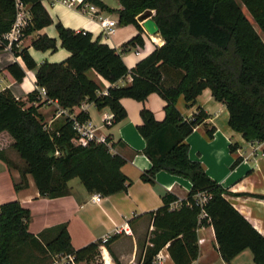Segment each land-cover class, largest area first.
Returning <instances> with one entry per match:
<instances>
[{"label":"trees","instance_id":"trees-1","mask_svg":"<svg viewBox=\"0 0 264 264\" xmlns=\"http://www.w3.org/2000/svg\"><path fill=\"white\" fill-rule=\"evenodd\" d=\"M24 1L32 13L24 36L53 23L43 0ZM119 1V22L134 24L140 30L124 48L144 44V29L137 17L148 10L153 11L165 41L133 68L126 65L121 52L94 39L91 32L76 31L62 23L56 25L61 45L71 53L65 61L38 65L27 49L19 50L15 42L11 49L22 56L27 68L37 69V85L45 87L47 97L63 108L89 100L97 108L109 107L114 123H119L127 117L123 97L145 101L151 93H158L166 100L162 121L148 108L141 111L139 131L152 162L141 179L153 184L156 173L166 170L190 179L192 188L179 207L171 206L178 197L166 193L163 205L149 213L154 230L140 264H159L155 258L165 246L175 264H192L200 252L198 229L208 224L214 227L218 249L226 261L250 249L254 261L264 264V235L226 198L227 190L207 174L202 163L189 157L186 138L197 125L207 126V112L200 108L184 119L177 107L181 95L195 103L198 95L210 88L214 97L227 105L229 125L247 141L264 142V40L256 28L264 32V0ZM16 13L15 0H0V50L9 46L4 35L10 31ZM33 46L42 51L56 50L57 42L44 34L33 41ZM91 69L113 84L129 74L132 81L110 87L104 94L100 84L87 75ZM7 70L18 82L26 76L18 62ZM170 70L178 77L173 82L167 79ZM28 101L32 104L17 99L9 88L0 90V133L7 131L12 136L14 149L25 161L16 190L28 185V174L40 194L50 198L70 194L69 181L74 178H79L88 191L102 195L127 190L132 181L121 169L125 158L111 152L108 138L106 142L77 145L73 119L65 117L48 129L38 110L44 103L36 105L41 101L38 89L28 95ZM76 117L84 122L89 115L81 112ZM206 130L212 137L215 128L207 126ZM200 194L207 197L205 202L199 201ZM30 219V209L19 200L0 205V264H53L57 255H71L76 263L89 264L100 257L101 241L76 249L67 224L35 235L29 231ZM104 254L109 256L106 249Z\"/></svg>","mask_w":264,"mask_h":264},{"label":"crops","instance_id":"crops-1","mask_svg":"<svg viewBox=\"0 0 264 264\" xmlns=\"http://www.w3.org/2000/svg\"><path fill=\"white\" fill-rule=\"evenodd\" d=\"M87 1L99 7V16L118 21L112 34H106L100 19H95L79 8L69 6L62 0H43L42 3L53 18V23L24 36L18 49H27L38 65L65 61L71 53L61 45L56 26L58 23L76 31L91 32L94 39H99L121 52L129 68L135 67L140 60L164 44L165 41L159 32L149 34L138 20L144 29L141 33L144 44L141 49L139 46L124 48L125 43L139 34L140 30L134 24L119 22L118 10L122 8L120 1L98 0L106 4L107 8L93 0ZM151 12L153 14V11ZM256 28L264 40V32L258 26ZM44 34L56 40V50L42 51L33 46V41ZM13 62H18L26 70V76L20 82L7 70ZM36 72V68H27L22 56L16 55L10 46L0 50V90L9 88L17 99L30 105L32 103L28 101V95L38 87ZM87 75L99 83L104 91L113 86L127 85L132 81V75L129 74L113 84L94 69L89 70ZM177 78L176 72L170 70L167 79L173 82ZM121 103L127 111V117L112 125L105 122L106 116L113 115L109 107L100 109L94 102L85 100L80 105L67 109L76 115L81 112L88 114V120L97 128V133L110 140L111 152L125 158L121 169L132 181L126 191L111 195L101 194V200L95 202L92 197L98 192L88 191L79 178H74L69 181L70 194L50 198L40 194L31 174L27 175L28 185L16 190L15 183L21 181V170L25 163L13 147L12 136L3 131L0 133V205L19 200L29 208V231L35 235L46 228L65 223L76 249L101 241L104 264H140L154 230L149 213L163 205L162 197L166 193L178 197V201L171 206L179 207L181 201L187 198L192 182L166 170L156 173L153 184L141 179L142 173L152 166L145 153L146 140L139 131V126L143 123L141 111L148 108L157 120L162 121L165 118L167 102L158 93H151L145 101L123 97ZM59 106L58 101L54 100L38 109L44 117V122H51L52 127L65 118V115H56ZM177 107L184 119L192 117L200 108L207 112L205 123L208 127L215 128L214 134L212 137L207 134L205 124L197 125L186 138L189 157L202 163L207 174L227 190L226 198L264 235V142L247 141L241 132L234 130L229 125L230 112L227 105L218 101L210 88H205L195 103L187 102L184 95H181ZM201 195L202 198L205 196ZM118 229L121 231L118 232ZM107 236L108 245L105 244L107 241H103ZM198 238L200 252L192 264H257L250 249H245L232 260L226 261L218 249L212 224L200 227ZM105 249L110 257L104 254ZM155 260L159 264H175L167 246L159 252Z\"/></svg>","mask_w":264,"mask_h":264},{"label":"built area","instance_id":"built-area-1","mask_svg":"<svg viewBox=\"0 0 264 264\" xmlns=\"http://www.w3.org/2000/svg\"><path fill=\"white\" fill-rule=\"evenodd\" d=\"M65 4L69 6H73L76 8H79L83 10L84 12L90 14L95 19H100L101 26L103 30L106 32V34L110 35L115 31L116 26L118 25V21L114 19H108L103 18L102 16L98 15L99 7L91 2H88L87 0H62ZM16 4V18L15 21L10 29L9 32H7L4 37L9 41V46L11 47L12 43L15 42L16 46L19 47L20 42L22 38L24 37V30L32 23V13L30 9V4L26 3L24 0H15ZM143 14V13H141ZM37 89L40 92L41 95V101L36 102V105H39L41 103L44 104H51L54 100L51 98H48L46 95V88L45 87H37ZM104 94L107 93V91H103ZM57 116L65 115V117H69L74 120V129L77 132V136L73 139L74 143L77 145L86 146L91 141L94 142H106L107 138L104 136H101L97 133V128L89 121L86 120L84 122H81L77 120V115L71 113L67 108H63L59 106L57 111ZM105 122L107 125H112L114 123V117L113 115H108L105 117ZM46 128L51 129L52 125L51 122H46L45 125ZM107 145L112 147L111 142H107ZM57 154L59 152L57 151ZM199 196L200 202H205L207 197L204 196L202 198V195ZM102 198L101 193H97L92 197V200L95 202H99ZM118 232L121 230L118 229ZM109 239L107 236L103 241L106 242ZM71 262L76 264L74 261L73 256L69 255L67 256Z\"/></svg>","mask_w":264,"mask_h":264},{"label":"water","instance_id":"water-1","mask_svg":"<svg viewBox=\"0 0 264 264\" xmlns=\"http://www.w3.org/2000/svg\"><path fill=\"white\" fill-rule=\"evenodd\" d=\"M153 14L150 10L144 12L143 14H140L138 16V20L142 22V25L144 29L149 34H156L159 32V26L157 22L152 18Z\"/></svg>","mask_w":264,"mask_h":264},{"label":"rangeland","instance_id":"rangeland-1","mask_svg":"<svg viewBox=\"0 0 264 264\" xmlns=\"http://www.w3.org/2000/svg\"><path fill=\"white\" fill-rule=\"evenodd\" d=\"M243 8H244V11L246 12V14L251 18L250 13L248 12V10L244 6H243ZM139 47L141 49L142 46H139ZM21 160H23V159L21 158ZM23 162L25 163L24 160H23ZM37 254H39V253H37ZM31 263L32 262H29L28 264H31ZM53 264H74V263L71 262L67 256L57 255L54 258V263ZM76 264H88V263H86V262H80V263H76ZM89 264H104V259L102 257V253H101L100 257H98L94 262H91Z\"/></svg>","mask_w":264,"mask_h":264}]
</instances>
